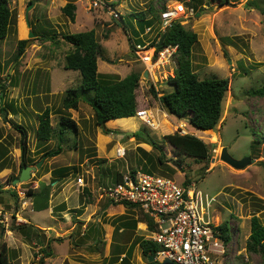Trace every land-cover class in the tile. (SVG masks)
I'll return each instance as SVG.
<instances>
[{
  "label": "rangeland",
  "instance_id": "obj_1",
  "mask_svg": "<svg viewBox=\"0 0 264 264\" xmlns=\"http://www.w3.org/2000/svg\"><path fill=\"white\" fill-rule=\"evenodd\" d=\"M67 1L75 0H8L13 20L10 32L0 44V95L4 90L2 101L7 109L0 113V181L5 190L0 194V249L4 244L7 263L112 264L113 244L129 236L124 230L115 231L114 240V225L118 221L123 223L120 216L128 219L137 213L107 201L100 187L109 185L115 172L135 169L169 177L178 184L186 180L195 182L202 193L213 198L210 218L215 223L227 220L231 234V240L223 244L224 253L213 256L216 264H264L263 255L245 249L250 218L256 215L264 223V95L251 93L264 85V0H254L255 7H249L248 0H201L197 7L192 3V15L184 14L179 19L186 29L197 34L191 59L198 77L229 79L220 122L213 131L198 134L185 118L168 114L149 89L151 84L158 96L171 90L166 78L173 74L175 58L147 68L132 53V45L142 39L138 35L144 25L133 20L129 13L142 11L150 19L153 16L150 6L160 15L163 8L174 6L175 0H106L121 14V19L113 18L106 8H89L88 0H77L74 21L61 11ZM92 28L101 48L98 72L119 77L139 72L138 109H147L152 125L136 116L97 125L90 103L83 99L77 109H64V90L77 86L80 74L63 68L65 54L72 46L60 34ZM33 30L44 34L45 39H35L34 35L27 41L22 56L14 59L17 41L28 40V33ZM54 30L57 36L48 38L47 34L50 36ZM46 107L55 134L50 140L39 142L35 136L37 115ZM60 114L75 121L77 132L73 128L64 129L60 153L43 156L60 142L57 135ZM16 124L27 131L26 156L31 176L13 183L23 167L21 131ZM171 124L177 126L172 132ZM185 124L184 132L181 127ZM140 130L154 138L160 149L137 139L134 133ZM175 132L201 136L210 147L208 158L199 162L178 155L164 138ZM222 147L234 158L249 156L255 162L234 168L220 159ZM117 148L125 149L123 157H116ZM161 152L162 163L157 159ZM174 160L180 169L172 164ZM62 168L67 173L60 177L56 172ZM10 176L14 178L10 180ZM78 176L83 179L79 186ZM54 177L57 181L51 184L49 207L33 210L27 190H40ZM84 186L89 189V196ZM129 222L130 227L132 220ZM25 223L36 228L27 230L22 226ZM140 225L137 223L139 229ZM56 237L62 239L55 240ZM98 237L105 242L103 255L97 248ZM42 248L51 254L47 256ZM133 248L132 264L147 262L140 248Z\"/></svg>",
  "mask_w": 264,
  "mask_h": 264
},
{
  "label": "trees",
  "instance_id": "obj_2",
  "mask_svg": "<svg viewBox=\"0 0 264 264\" xmlns=\"http://www.w3.org/2000/svg\"><path fill=\"white\" fill-rule=\"evenodd\" d=\"M178 1H185L187 6L194 3L195 7L201 3V0ZM248 5L249 7H255L254 0H248ZM75 10L76 6L72 1H67L61 7V11L67 15L71 21H74ZM199 10L200 8L197 11ZM149 11L153 15L150 19L146 18L145 12L142 11L129 13L133 20L141 21L142 27L144 25L143 30L138 36L141 37V34H144L146 27H151L153 44H155L158 37H161L165 32L162 44L156 49H159L164 45L177 46V49L173 54V57L176 60V66L173 74L166 78V82L172 86L171 90L165 91L159 96L153 86H150V91L155 97H157L159 103L164 109H166L168 114L176 118H185L191 126L200 131H213L222 117L223 101L229 87L228 77H206L200 79L192 67L191 59L193 46L197 42V34L192 30L186 29L179 20L172 21L169 27L164 31H161L159 27L160 15L152 6H150ZM12 20L13 13L8 0H0V44L10 32ZM33 32L35 39H45L44 34L39 35V33H36L34 30ZM57 34L58 32L54 30L50 36L47 34V37L54 39ZM60 35L65 42L72 46V49L65 54L63 68L77 70L80 74V83L77 86H71L64 90L62 99L64 109H77L80 100H88L94 111L95 123L101 126H104L108 122L129 119L124 117L135 116L137 111L136 89L139 86L140 73L131 71L123 78H120L117 74H100L97 70V60L101 48L100 44L97 42L94 29L76 33H61ZM26 42L27 39H20L17 41V49L14 54V59L17 60L22 56ZM133 46L134 45H132V50ZM154 59L155 57H153L152 61H154ZM251 93L253 95L263 96L264 85L251 90ZM3 95L4 90H1L0 113L7 112L6 106L2 101ZM10 106L13 113H15L14 106ZM37 117L38 125L35 132L36 138L39 142L50 140L55 132L50 123L49 108L46 107L37 115ZM16 127L21 131L19 147L21 165L24 166L27 165V162L29 161L26 156L28 153V142L26 139L27 131L21 124H16ZM66 128H73L77 132V124L75 121L66 114H60L59 129L57 133L60 142L54 150L46 151L43 156H55L60 153L62 150L60 143L63 141V130ZM175 129L176 126L171 124V132ZM134 135L141 142H145L160 149V146L156 143L155 139L147 135L146 132L144 133L140 130L136 131ZM164 138L173 146L178 155L190 156L199 162L209 156V145L195 135L175 132L166 134ZM161 155H163L162 152L157 158L160 163L163 162ZM148 158V161L151 162L152 159L150 157ZM1 169L2 167H0V170ZM65 170V168H62L56 173H60V177H63V175L67 173ZM131 171L135 172L136 170L131 169ZM121 176L122 173L115 172L112 182L118 181ZM13 178V176H10V180ZM55 181H57L56 177H54L49 184L44 185L40 190H27V196L31 199L33 210L40 211L49 207L51 184ZM185 182L189 183L190 181L186 180ZM83 189L89 196V189L85 186ZM4 191L3 184L0 181V194ZM11 193L16 195V192L13 190ZM123 206L134 210L137 215L132 218L129 217L128 219L125 218V216H120L124 218L123 223L118 221L120 226H124L128 229L130 225L129 220L131 219L132 227L136 225L137 221H144L148 229L154 228L152 218L147 213H144L133 204L123 203ZM22 226L27 228V230L34 228V226L29 223L22 224ZM214 229L219 232V236L224 245L231 240L230 228L227 220L218 222L217 225L214 226ZM54 239L60 240L62 237H56ZM97 242L98 251L103 255L105 242L100 237L97 238ZM135 242L139 244L141 251L147 260L159 249L158 244L145 239L142 236H137ZM245 249L248 253H258L264 256V223H261L259 217L256 215H253L250 218V233L246 239ZM42 251L47 256L51 254V252L45 248H42ZM118 258L119 256H115L112 264H117L116 262L118 261ZM130 258L131 249L128 254H125L124 257L121 258L120 264H128ZM0 264H8L4 244L0 249ZM147 264H153V262L148 261Z\"/></svg>",
  "mask_w": 264,
  "mask_h": 264
},
{
  "label": "built area",
  "instance_id": "obj_3",
  "mask_svg": "<svg viewBox=\"0 0 264 264\" xmlns=\"http://www.w3.org/2000/svg\"><path fill=\"white\" fill-rule=\"evenodd\" d=\"M175 2L174 6H167L160 12L161 31L169 27L172 21L179 20L181 15L194 13L192 5L187 6L185 1ZM88 3L89 8H106L113 18L121 19V14L114 11L106 0H88ZM151 31V27H146L144 34H141L142 41L133 46V54L147 68L157 62L167 64L177 49L176 45L156 49L159 37L153 44ZM135 116L152 125L147 109H137ZM124 154V148L116 149V157H123ZM76 181L78 186L83 184L81 176ZM100 189L101 195L110 203L133 204L152 218L154 228L147 229V239L159 245V249L153 253V264H162L166 259L171 260L172 264H216L213 256L224 253L222 239L214 229L218 222L211 220L209 215L213 198L202 193L195 182L178 184L169 177L128 170L122 173L118 181Z\"/></svg>",
  "mask_w": 264,
  "mask_h": 264
},
{
  "label": "crops",
  "instance_id": "obj_4",
  "mask_svg": "<svg viewBox=\"0 0 264 264\" xmlns=\"http://www.w3.org/2000/svg\"><path fill=\"white\" fill-rule=\"evenodd\" d=\"M74 4H75V6H76V2H77V0H75V1H72ZM74 19H75V17H74ZM92 29H94V28H92ZM90 30V29H89ZM132 53H133V50H132ZM145 65V64H144ZM98 70V69H97ZM113 71V73H115L116 72V70L114 69V70H112ZM112 71H107L108 73H111ZM130 73V72H129ZM145 73V72H144ZM127 75V74H126ZM125 75V76H126ZM124 76H120V78H123ZM137 98V97H136ZM138 99H136V101H137ZM138 105H139V103H138V101H137V109H138ZM144 109V108H143ZM146 109V108H145ZM131 117H133V116H131ZM131 117H124V118H131ZM138 118V117H137ZM176 126V125H175ZM195 133H201V131H199L198 129H197V131H195ZM199 136V135H198ZM199 137H201V136H199ZM112 176V178H113V175H111ZM108 201V200H107ZM122 206H123V204H121ZM137 223L138 224H141L142 225V227H141V225H140V229L137 227ZM115 226V229H114V232H113V236H112V238L114 239V240H116V238H114V234H115V231H117L118 233H120V232H122L123 230L124 231H126V232H128L129 233V236H128V238L126 239V240H124V241H121V243H119L118 242V244L116 243V244H113V246H112V249H111V252L115 255V256H119V258H118V261L116 262L117 264H120V260H121V258L122 257H124V255L125 254H128V252H129V250L131 249V258H130V262H128V264H132V256H133V247L134 246H138L139 248H140V246H139V244L138 243H136L135 241H136V238H137V236H142L143 238H145V239H147V235H148V228H147V225H146V223L144 222V221H137L136 222V225L135 226H131V227H129L128 229L127 228H125L124 226H120V224H119V222H117L116 223V225H114ZM141 231V232H140ZM145 232V233H144ZM122 239V238H121ZM123 240V239H122ZM127 244V245H126ZM124 248H127V250L126 251H124ZM140 250H141V248H140ZM142 252V251H141ZM143 254V253H142ZM113 255V256H114ZM114 256V257H115ZM146 261L147 262H145V263H143V264H147L148 263V261H149V259L147 260V258H146Z\"/></svg>",
  "mask_w": 264,
  "mask_h": 264
},
{
  "label": "water",
  "instance_id": "obj_5",
  "mask_svg": "<svg viewBox=\"0 0 264 264\" xmlns=\"http://www.w3.org/2000/svg\"><path fill=\"white\" fill-rule=\"evenodd\" d=\"M26 21L28 23L27 18H26ZM33 36H34V33L32 31H29V33H28V37L29 38H28L27 41H29L30 38L33 37ZM164 37H165V32L161 35L158 43L156 44L157 47L162 44ZM26 44H27V42H26ZM144 74H145V76H147V72H145ZM150 86H151V84H150ZM131 133L132 132H128V134H131ZM213 146H214V143H211V147H213ZM220 159L223 160L224 162H226L227 164H229L230 166L234 167V168H244L246 165L252 164V163L255 162V159L251 158L249 156H245V157H242L240 159L232 157L228 153L226 147H222L221 154H220ZM172 164L174 166H176L177 168H179V169L181 168V166L175 160L172 161ZM37 165H39V164H37ZM30 169H31L30 166L24 165L22 167V169H21V172H20L19 176L17 178L13 179V183H17V182H21V181L27 180L31 176ZM152 260H153V255H151L149 257V261L151 262ZM162 264H172V261L166 259Z\"/></svg>",
  "mask_w": 264,
  "mask_h": 264
},
{
  "label": "bare ground",
  "instance_id": "obj_6",
  "mask_svg": "<svg viewBox=\"0 0 264 264\" xmlns=\"http://www.w3.org/2000/svg\"><path fill=\"white\" fill-rule=\"evenodd\" d=\"M152 123V122H151ZM153 124V123H152ZM175 125V124H174ZM176 128H177V126H176ZM181 128H183V131L185 132V129H187V127H186V124L185 125H183Z\"/></svg>",
  "mask_w": 264,
  "mask_h": 264
}]
</instances>
